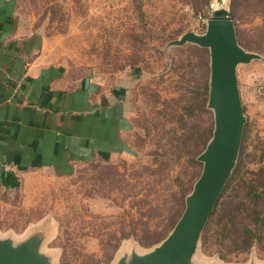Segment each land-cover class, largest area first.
I'll return each instance as SVG.
<instances>
[{
	"label": "rangeland",
	"instance_id": "rangeland-1",
	"mask_svg": "<svg viewBox=\"0 0 264 264\" xmlns=\"http://www.w3.org/2000/svg\"><path fill=\"white\" fill-rule=\"evenodd\" d=\"M223 1L230 8V0ZM12 4L19 28L44 35L45 55L62 64L70 82L90 78L119 106L113 113L116 130L103 145L108 150L78 161L68 172L31 173L17 189L0 188V235L19 238L46 224V246L56 252L58 264H113L124 246L149 249L158 241L147 245L138 238L152 231L165 236L171 229L168 218L181 214L201 171L197 155L213 129V112L206 105L208 48L168 43L187 30L202 32L218 1ZM243 11L235 29L258 49L242 46L261 57L236 67L245 121L235 177L264 170V15ZM234 184L223 188L218 202L234 193ZM216 225L215 213L201 233L193 263L264 262V249L256 244L231 250Z\"/></svg>",
	"mask_w": 264,
	"mask_h": 264
},
{
	"label": "crops",
	"instance_id": "crops-1",
	"mask_svg": "<svg viewBox=\"0 0 264 264\" xmlns=\"http://www.w3.org/2000/svg\"><path fill=\"white\" fill-rule=\"evenodd\" d=\"M43 34L19 28L12 0H0V188L31 173H65L108 150L119 100L102 84L74 83L45 55ZM116 120V123H115Z\"/></svg>",
	"mask_w": 264,
	"mask_h": 264
},
{
	"label": "water",
	"instance_id": "water-1",
	"mask_svg": "<svg viewBox=\"0 0 264 264\" xmlns=\"http://www.w3.org/2000/svg\"><path fill=\"white\" fill-rule=\"evenodd\" d=\"M186 42L209 50L206 105L213 112V129L197 155L201 171L168 233L145 251L124 246L113 264H195L192 256L201 233L236 164L245 121L236 67L261 55L238 42L234 19L225 5L212 8L202 32L184 31L168 44ZM48 233L47 225L41 223L19 238L0 235V264H58L56 252L46 246Z\"/></svg>",
	"mask_w": 264,
	"mask_h": 264
},
{
	"label": "trees",
	"instance_id": "trees-1",
	"mask_svg": "<svg viewBox=\"0 0 264 264\" xmlns=\"http://www.w3.org/2000/svg\"><path fill=\"white\" fill-rule=\"evenodd\" d=\"M229 6L234 20L243 16V9L264 15V0H230ZM243 34V31L236 28L237 40L241 45L258 49L249 39L247 41ZM233 182H236L232 185L234 193L228 194L221 202H216L208 221L213 214H217L216 227H219V234L222 238H226L231 250L246 251L255 244L260 249H264V170L260 169L255 175L249 176L235 177L232 174L226 181L224 189L227 190ZM178 214L180 211L168 218L170 227L176 221ZM163 236L160 232L152 231L147 236L139 237L138 240L148 245L159 241ZM117 245H114V248Z\"/></svg>",
	"mask_w": 264,
	"mask_h": 264
},
{
	"label": "bare ground",
	"instance_id": "bare-ground-1",
	"mask_svg": "<svg viewBox=\"0 0 264 264\" xmlns=\"http://www.w3.org/2000/svg\"><path fill=\"white\" fill-rule=\"evenodd\" d=\"M218 3H219V5H223L224 1L222 2V4H220V2H218Z\"/></svg>",
	"mask_w": 264,
	"mask_h": 264
}]
</instances>
